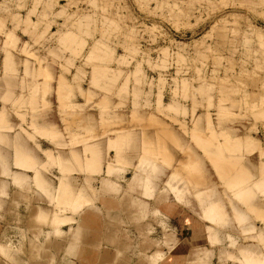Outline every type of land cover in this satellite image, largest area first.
<instances>
[{"label":"rangeland","instance_id":"374dc122","mask_svg":"<svg viewBox=\"0 0 264 264\" xmlns=\"http://www.w3.org/2000/svg\"><path fill=\"white\" fill-rule=\"evenodd\" d=\"M0 87L2 121L16 117L21 132L52 137L60 148L59 214L85 203L64 184L74 171L73 148L83 144L92 174L107 166L128 183L131 171L170 168L156 186L201 204L184 202L197 215L203 210L210 244L219 241L213 225L220 223L230 233V250L255 243L261 254L242 249L244 261L264 264V0H0ZM58 112V125H50ZM96 123L101 132L93 130ZM107 140L115 152L102 157L98 146ZM47 154L54 162L53 152ZM253 163L259 177L249 173ZM20 164L35 168L31 157ZM241 170H248L245 183L234 186ZM216 193L221 200L212 199ZM129 201L123 208L134 225L164 218ZM214 202L223 206L220 216L206 213ZM147 230L143 243L127 237L124 260L128 251L151 245L149 238L170 245L167 226ZM235 231L243 239L231 236ZM200 259L195 251L189 264Z\"/></svg>","mask_w":264,"mask_h":264},{"label":"crops","instance_id":"0c3cea01","mask_svg":"<svg viewBox=\"0 0 264 264\" xmlns=\"http://www.w3.org/2000/svg\"><path fill=\"white\" fill-rule=\"evenodd\" d=\"M2 107L3 105L0 110ZM57 116V122H49L50 125H58L61 120L59 112ZM20 124L19 119L10 116L5 117V121L0 125V264H189L195 251L201 256L199 264H228L231 261L235 264H247L242 249L261 254L260 246L255 243H249L247 248L241 250H230V233H225L220 223L213 225L217 229L219 241L212 246L208 231L211 223L203 218V210L197 215V212L184 202L194 201L197 208L201 204L185 194L183 199H177L170 187L163 193L160 186H156L157 176L163 178L167 173L171 176L170 168L157 166V174L142 172L140 175L131 171L128 183L125 182L123 173L120 178L108 174L107 166L102 168L101 175L92 174L91 169L85 166L87 158L83 144L76 145L72 152L74 158V153H77L79 162L82 161L83 165L80 168L71 157L74 171L67 175L68 179L64 184L67 189L73 191L75 197L81 196L85 203L77 211L59 214L56 203L62 177L60 166L57 164L60 148L57 142L49 137L30 138L20 131ZM96 125L97 128L93 126V130L101 132L99 124ZM87 128L91 130V123ZM115 138L114 136L110 139ZM108 140L104 147L99 142L98 155L104 157L115 152L114 149H109ZM88 145H91V142ZM48 150L53 152L54 162L48 159ZM20 155L23 156L20 158ZM28 157L32 158L35 168H30L33 164H27L28 167L19 164L26 162ZM126 158H131V155L125 154ZM250 170L252 176L259 177L258 166L253 163ZM113 172L119 173L116 170ZM129 173L130 170L125 173V178L126 175L129 177ZM148 174L149 189H146ZM139 191L142 194L152 192V197L140 195ZM215 195L212 199L221 200L218 193ZM128 200H131L129 203L132 205L141 204L144 210L145 206L150 205L151 212L157 211L164 218L148 215L151 218L134 225L123 208V204ZM90 204L95 206L93 213ZM144 210L139 211V214ZM55 215L62 221L66 219V222L55 224ZM45 220L48 221V226ZM163 225L172 231L168 240L170 245H161L158 240L149 238L151 245L128 251L129 260H124L122 246L128 236L143 243L144 233L148 228L151 231L157 229L156 231L163 232ZM125 226L132 228L129 231ZM235 233L236 231L232 232L231 236L243 239L241 233ZM227 243L228 248L224 249V244ZM138 253H141L142 257L138 258Z\"/></svg>","mask_w":264,"mask_h":264},{"label":"bare ground","instance_id":"6f19581e","mask_svg":"<svg viewBox=\"0 0 264 264\" xmlns=\"http://www.w3.org/2000/svg\"><path fill=\"white\" fill-rule=\"evenodd\" d=\"M2 120H3V116H2V114L0 113V121H2ZM2 122H3V121H2ZM42 132H43V131H42ZM42 132H41V133H42ZM43 133H44V132H43ZM48 133H49V132H48ZM195 133H197V132H195ZM46 134H47V133H46ZM201 136H202V135H201ZM51 138H52V137H51ZM202 138H203V137H202ZM196 139H197V138H196ZM204 139H205V138H204ZM208 139H209V138H208ZM198 140H199V139H198ZM199 141H201V140H199ZM207 141H208V140H207ZM205 142H206V140H205ZM220 151H221V150H220ZM48 154H49V153H48ZM49 155H50V154H49ZM217 159H218V158H217ZM87 160H88V159H87ZM218 160H219V159H218ZM51 161H52V160H51ZM53 161H54V160H53ZM216 161H217V160H216ZM224 161H225V159H224ZM232 161H233V160H232ZM232 161H231V162L228 161V163H229L230 166L232 165V168H233L234 163H233ZM28 162H29V161H28ZM221 162H222V161H221ZM235 162H236V161H235ZM236 163H237V162H236ZM236 163H235V164H236ZM19 164H20V163H19ZM216 165H220V166L223 168V170H224V168L227 167L226 165H222V164H221L220 162H218V161L216 162ZM24 166H25V165H24ZM230 166H229V167H230ZM221 167H220L219 169L222 170ZM241 168H242V166H241ZM243 169H245V168H243ZM223 170H222V171H223ZM222 171H221V172H222ZM229 171H230V170H229ZM241 171L244 172V173H243L244 176H242L243 178H241L242 180H239V176L241 177V175L239 174V175H238V180H235V179H234V180H231V181H230V182H232L231 184H233L234 186H238V185H239V187H240V184L244 182V179H245L244 177H247V176H246L247 174H245V173H246L248 170H247V171H246V170H245V171L241 170ZM224 172H225V171H224ZM226 172H227V170H226ZM226 172H225V173L222 172V173H223V174H226ZM230 172H231V171H230ZM242 172H240V173H242ZM247 173H248V172H247ZM249 177H250V174H249V176H248L247 179H250ZM235 178H236V177H235ZM262 180H263V179H262ZM245 181H246V180H245ZM244 183H245V182H244ZM258 183H259V182H258ZM260 183H261V182H260ZM263 183H264V182H263ZM228 184H229V183H228ZM242 185H243V184H242ZM256 185H257V184H256ZM262 185H263L262 190H264V184H262ZM230 187H231V186H230ZM261 187H262V186H261ZM261 187H260V189H261ZM231 188H232V187H231ZM237 188H238V187H237ZM257 188H258V187H257ZM244 191H246V190L244 189ZM258 191H259V190H258ZM260 191H261V190H260ZM242 192H243V191H242ZM263 193H264V192H263ZM241 194H242V193H241ZM218 203H219V202H218ZM218 203H217V202H214V204H211V203L209 204V205H211V206H210V210H208L209 212L206 211L207 214L210 213L209 216H210L211 214H219V213H221V211H223V206H221L222 208H221V207L219 208V206H217ZM217 207H218L220 210H218ZM208 209H209V206H208ZM206 210H207V209H206ZM216 210H217L218 212H217ZM236 210H237V209H236ZM238 211H239V210H238ZM222 213H223V212H222ZM238 213H239V212H238ZM243 215H244V214H243ZM206 216H207V215H206ZM213 216H214V217L209 218V221H210L212 218H213V220H214V218H215L216 215H213ZM217 216H218V215H217ZM217 216H216V217H217ZM219 216H220V214H219ZM211 221H212V220H211ZM63 222H64V221H63ZM210 235H211V234H210ZM248 259H249V258H248ZM248 259H247V260H248ZM252 260H254V259H252ZM249 261H250V260H248V262H249ZM254 261H255V260H254ZM257 261H258V260H257ZM257 263H258V262H257Z\"/></svg>","mask_w":264,"mask_h":264}]
</instances>
